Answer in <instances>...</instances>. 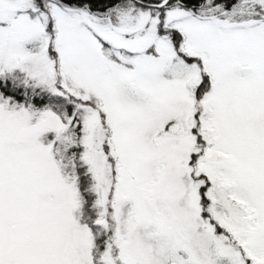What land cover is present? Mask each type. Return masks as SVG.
Returning a JSON list of instances; mask_svg holds the SVG:
<instances>
[{
	"label": "snow or ice",
	"instance_id": "snow-or-ice-1",
	"mask_svg": "<svg viewBox=\"0 0 264 264\" xmlns=\"http://www.w3.org/2000/svg\"><path fill=\"white\" fill-rule=\"evenodd\" d=\"M0 264H264V0H0Z\"/></svg>",
	"mask_w": 264,
	"mask_h": 264
}]
</instances>
